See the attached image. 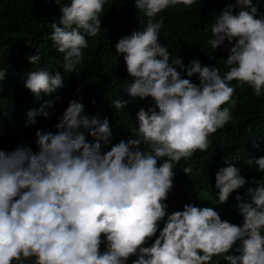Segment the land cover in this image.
Listing matches in <instances>:
<instances>
[{
  "label": "clouds",
  "instance_id": "clouds-1",
  "mask_svg": "<svg viewBox=\"0 0 264 264\" xmlns=\"http://www.w3.org/2000/svg\"><path fill=\"white\" fill-rule=\"evenodd\" d=\"M50 2L60 6L48 39L62 54L63 71L40 67L39 48L25 57L36 67L24 73L22 87L43 100L27 114L32 125L37 115H55L65 73H77L83 63L88 38L102 30L108 0ZM198 2L133 0L139 28L115 44L129 77L121 85L129 100L111 101L113 109H125L130 101L139 105L129 138L113 143L110 120L90 116L77 88L57 123L37 129L35 148L23 140L11 150L0 147V264H213L214 257L227 264H264V176L242 175L233 163L239 156L225 155V166L215 172L217 200L197 199L223 206L238 193L233 208L242 223L194 202L168 210L181 160L207 152L209 137L232 121L238 101L232 82L264 95V12L258 6L264 0H229L205 25L213 50L206 51L208 60H216L217 49L227 52L223 75L198 58L186 64L160 39V13ZM7 77L0 68V96ZM53 93L54 99H43ZM149 98L150 104L138 103ZM2 126L0 119V133ZM243 163L264 173V156ZM182 170L192 176L190 165Z\"/></svg>",
  "mask_w": 264,
  "mask_h": 264
},
{
  "label": "trees",
  "instance_id": "trees-1",
  "mask_svg": "<svg viewBox=\"0 0 264 264\" xmlns=\"http://www.w3.org/2000/svg\"><path fill=\"white\" fill-rule=\"evenodd\" d=\"M227 2L229 0H199L191 8L179 5L160 13L164 17L161 41L173 56H181L186 64L193 58H198L203 64H215L223 75L227 71L223 63L227 52L223 48L217 49L214 53L216 60H208L206 51L213 53L211 46L207 44L211 31L205 32L204 27ZM258 6L264 12V2ZM59 16L60 6L50 0H0V68L8 71V77L3 82L4 91L0 96V119L3 121L0 147L11 150L23 140L35 148L37 129L51 128L57 123V117L73 98L77 88L82 89V102L90 116L97 115L110 120L114 132L113 143L130 136L128 130L135 124L139 105L130 101L125 109H113L111 101L129 100L121 88L129 77L123 58L115 51V44L119 37L139 28V17L133 0H108L104 5L102 30L96 37L88 38L89 46L83 50V63L77 67V73H65V87L59 90L63 99L57 103L55 115L48 119L37 115L36 125L28 123V112L39 110L43 100H37L22 87L24 73L36 67L30 65L25 57L36 54L39 48L42 52L40 67L53 73L57 70L63 71L60 69L62 54L55 51L52 41L48 39L52 32L49 25L53 21L58 22ZM190 79L198 83L196 77ZM232 85L236 88L238 98L233 109V119L209 137L212 144L207 152L197 151L191 160H181L175 169V187L167 201L169 212L182 210L185 203L194 202L201 206L197 196L205 186L213 187L212 194L217 200V190L214 188L215 172L219 167L225 166L222 163L225 155L230 159L240 157L239 160H233V163L241 168V174L248 179L264 176V173L250 170L243 163L244 159L251 156H264V95L255 96L253 89L247 84L238 85L233 81ZM55 95L53 93L43 99H54ZM93 99L96 101L95 105L91 103ZM138 103L150 104L151 98ZM88 139L92 138L88 136ZM256 143H259V149L256 148ZM189 165L193 168L192 176L182 170ZM244 190L242 188L238 192L243 193ZM237 194L234 192L229 203L222 206L220 215L222 219L240 224L243 222L242 217L233 208ZM217 261L219 264H227L222 257H214L213 264Z\"/></svg>",
  "mask_w": 264,
  "mask_h": 264
},
{
  "label": "rangeland",
  "instance_id": "rangeland-1",
  "mask_svg": "<svg viewBox=\"0 0 264 264\" xmlns=\"http://www.w3.org/2000/svg\"><path fill=\"white\" fill-rule=\"evenodd\" d=\"M212 186H205V187H202L200 189V192H199V197L200 198H211L212 200H216L215 197L213 196L212 192ZM199 203L200 205L203 207V206H210V207H215L217 209V211H219L220 213L222 212V206H217V205H214L212 204L211 201H201L199 200Z\"/></svg>",
  "mask_w": 264,
  "mask_h": 264
}]
</instances>
